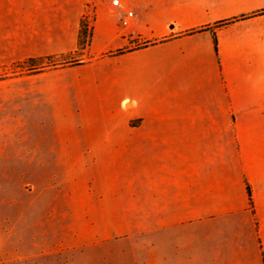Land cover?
Here are the masks:
<instances>
[{
	"label": "crops",
	"instance_id": "crops-1",
	"mask_svg": "<svg viewBox=\"0 0 264 264\" xmlns=\"http://www.w3.org/2000/svg\"><path fill=\"white\" fill-rule=\"evenodd\" d=\"M120 1L136 14L128 26L113 0H0L6 59L79 50L94 13L84 63L68 72L81 80L28 82L49 124L21 142L17 166L49 171L40 195L55 214L65 196L80 202L69 214L127 218L147 264H264V15L215 27L264 6Z\"/></svg>",
	"mask_w": 264,
	"mask_h": 264
},
{
	"label": "rangeland",
	"instance_id": "rangeland-1",
	"mask_svg": "<svg viewBox=\"0 0 264 264\" xmlns=\"http://www.w3.org/2000/svg\"><path fill=\"white\" fill-rule=\"evenodd\" d=\"M255 2L264 6V0ZM84 22L87 37L82 52L38 57L31 64H24L28 59L0 58V264H147L144 231L126 233L123 220L127 218L110 223L108 218L62 211L76 209L80 203L67 201L65 196L56 201L59 210L55 214L53 194L40 195L50 181L49 171L40 178L33 169L24 170L16 163L21 142L49 124L40 120L50 112L49 105L28 82L81 80L80 69L68 72L86 58L92 32ZM58 172L53 181L63 185L64 170ZM138 221L144 224V218ZM108 223L113 232L106 231Z\"/></svg>",
	"mask_w": 264,
	"mask_h": 264
},
{
	"label": "trees",
	"instance_id": "trees-1",
	"mask_svg": "<svg viewBox=\"0 0 264 264\" xmlns=\"http://www.w3.org/2000/svg\"><path fill=\"white\" fill-rule=\"evenodd\" d=\"M260 15H264V10H261V11H257L253 14H250V15H246V16H241V17H236V18H232V19H229V20H225V21H222V22H219L218 24H216V28H223V27H226L232 23H235L237 21H240V20H243V19H247V18H251V17H255V16H260ZM201 30H204V29H201ZM87 37V25L86 23L83 21L82 24H81V31H80V37H79V51H83L84 50V47H85V39ZM215 45H216V49H217V38L215 37ZM120 53H123V51H119L117 54H120ZM47 59H51L53 58L52 56L50 57H46ZM42 59V58H41ZM38 59L37 58H30L28 60H26L24 62V64H31L32 62H36ZM248 192H249V197H250V205L252 207L253 205V199H252V190H251V187L248 186Z\"/></svg>",
	"mask_w": 264,
	"mask_h": 264
},
{
	"label": "built area",
	"instance_id": "built-area-1",
	"mask_svg": "<svg viewBox=\"0 0 264 264\" xmlns=\"http://www.w3.org/2000/svg\"><path fill=\"white\" fill-rule=\"evenodd\" d=\"M114 10L117 12H120L123 14V24L125 26H128L130 24V21L132 18H134L136 16L135 12L132 10L127 9V7L125 6V4L123 2H121L120 0H113L112 2ZM94 13H92L91 11H89L86 15H85V19L86 20H90L93 18Z\"/></svg>",
	"mask_w": 264,
	"mask_h": 264
}]
</instances>
